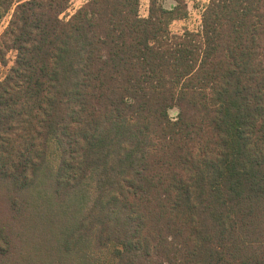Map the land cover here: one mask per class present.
Wrapping results in <instances>:
<instances>
[{"label": "trees", "instance_id": "16d2710c", "mask_svg": "<svg viewBox=\"0 0 264 264\" xmlns=\"http://www.w3.org/2000/svg\"><path fill=\"white\" fill-rule=\"evenodd\" d=\"M69 6L0 0V264H264V0Z\"/></svg>", "mask_w": 264, "mask_h": 264}, {"label": "rangeland", "instance_id": "374dc122", "mask_svg": "<svg viewBox=\"0 0 264 264\" xmlns=\"http://www.w3.org/2000/svg\"><path fill=\"white\" fill-rule=\"evenodd\" d=\"M89 0H70V6L68 11L61 15L62 20H69L72 15L76 13L83 5H85ZM209 0H158V2L165 8H171L174 5H179L180 7H186L187 15L184 19L176 20L170 25V30L173 34H182L185 31H199L201 27V13L202 7L208 3ZM151 7V0H140V16L147 18L149 16ZM11 16L8 15L0 23V38L4 31L6 30ZM10 65L15 59V53H10ZM178 110L173 109L170 111L171 117L175 118ZM55 158V154L52 155ZM114 247L108 248L102 253L98 254L100 259V264H115L116 259L113 256Z\"/></svg>", "mask_w": 264, "mask_h": 264}, {"label": "built area", "instance_id": "2783aa9c", "mask_svg": "<svg viewBox=\"0 0 264 264\" xmlns=\"http://www.w3.org/2000/svg\"><path fill=\"white\" fill-rule=\"evenodd\" d=\"M209 2V1H208ZM203 8H204V6L202 7V11H203Z\"/></svg>", "mask_w": 264, "mask_h": 264}]
</instances>
